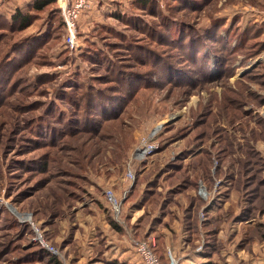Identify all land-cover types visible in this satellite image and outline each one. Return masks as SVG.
<instances>
[{
	"label": "rangeland",
	"instance_id": "rangeland-1",
	"mask_svg": "<svg viewBox=\"0 0 264 264\" xmlns=\"http://www.w3.org/2000/svg\"><path fill=\"white\" fill-rule=\"evenodd\" d=\"M35 1L0 0V264H17L34 247L28 219L53 244L40 222L73 215L102 191L98 178L125 173L141 137L159 148L134 160L132 184H147L167 161L162 172L180 177L175 192L194 186L207 203L234 188L243 214H257L245 209L264 206V0H89L76 49L58 4L15 27L13 15ZM119 76L133 82L130 91ZM90 90L104 95L91 106ZM96 106L111 110L102 116ZM156 158L158 167L146 169ZM207 212L196 210L202 225ZM140 239L156 249L154 238ZM205 247L199 231L196 251Z\"/></svg>",
	"mask_w": 264,
	"mask_h": 264
},
{
	"label": "crops",
	"instance_id": "crops-1",
	"mask_svg": "<svg viewBox=\"0 0 264 264\" xmlns=\"http://www.w3.org/2000/svg\"><path fill=\"white\" fill-rule=\"evenodd\" d=\"M158 132L154 129L152 135ZM194 158H185V164ZM147 161L145 168L148 170L150 166L158 167L157 161L161 162L157 158ZM165 165L167 161L158 167V171L148 174L147 170L140 175V178L144 174L152 176L147 184L139 183L140 179L134 184L129 183L125 173H112L103 182L100 177L98 185L102 191L88 193L90 197L73 215L40 222L50 241L62 250L68 264H143L132 239L147 236L155 239L159 254L167 259L166 252L171 250L180 264H218L219 260L224 264H264V207L256 215H246L248 221L244 222L243 204L238 202L236 189L227 187L224 189L226 195L215 196L211 202L204 203L194 186L175 192L180 177L171 170L162 172ZM190 175L192 178L193 174ZM105 187L113 189L122 200L123 225L118 224L109 211L103 193ZM203 208L208 209L204 225L196 214V210ZM249 208L253 211V204ZM226 222L231 237L229 253L223 245L226 240L223 239L222 224ZM243 223L248 226L246 235H243L245 228L240 229ZM258 227L260 232L256 230ZM199 231L206 239L203 253L196 251ZM207 245L212 246L211 252H207ZM36 264L50 263L47 257Z\"/></svg>",
	"mask_w": 264,
	"mask_h": 264
},
{
	"label": "built area",
	"instance_id": "built-area-1",
	"mask_svg": "<svg viewBox=\"0 0 264 264\" xmlns=\"http://www.w3.org/2000/svg\"><path fill=\"white\" fill-rule=\"evenodd\" d=\"M59 8L62 11L64 21L66 24L67 33V44L71 49H76L78 47L77 38V21L82 11L88 9L91 6L89 0H57ZM264 63V55L261 59ZM159 148L158 143L149 139L148 137H141L139 146L137 147L135 157L130 160L125 169V178L130 183L136 180V172L134 168V160L137 157H150ZM200 193L203 195L207 193V188L203 181L200 182ZM105 198L109 206V211L118 224H124L122 220L123 205L122 200L115 194L113 189H107L105 191ZM33 237L31 241L38 245L40 248L44 249L51 256L58 258L62 264H68L67 259L63 252L51 244L44 235L43 230L38 223L32 219L27 221ZM133 247L136 253L142 259L143 264H164L160 259L154 244L149 239H132ZM203 250V243L199 246L197 251ZM167 264H180L176 257L173 255L171 250L167 251Z\"/></svg>",
	"mask_w": 264,
	"mask_h": 264
},
{
	"label": "trees",
	"instance_id": "trees-1",
	"mask_svg": "<svg viewBox=\"0 0 264 264\" xmlns=\"http://www.w3.org/2000/svg\"><path fill=\"white\" fill-rule=\"evenodd\" d=\"M139 1L141 2V3H139V4H141V6H143V5H144V7L149 6L150 0H139ZM55 4H58L57 0H36L30 7L31 8L30 13L23 14L22 12L18 11V12H16V14L13 15V17H12L13 18V24H15V27L18 30H24V29L28 28L30 25H32V23L34 21V15H32L31 13L42 12L46 8H48L52 5H55ZM58 8H59V5H58ZM59 12H60V18L62 20L63 28H64V30H66V24H65L64 17H63V14H62V11L60 8H59ZM190 39H192V38H190ZM116 80L119 82L118 84L123 85V87H127L128 91H130L131 85L133 84V82L130 83L129 81H123V77H121V76L116 78ZM89 93H90V95H89V98L87 100H88V103L90 106L92 105V102H94L96 100H101L102 96H104V95H102L103 94L102 92L97 93L94 90H90ZM114 94H117V91H114L113 95ZM95 110H97V112L103 116V115H105V110L106 111L111 110V107L107 106V109L101 110L99 106H96ZM46 168H47V166L45 167V169ZM255 203L256 204L253 206H254V208H256V212H258L260 210L262 211L264 206L257 204V202H255ZM249 210H250V208L248 207L247 211L249 212ZM247 211H245V212H247ZM245 214L249 215V213H245ZM245 214H243V215H245ZM21 227H22L21 233L23 235V233H25V231L27 232L28 227L26 225H21ZM17 240L18 239L16 237V241ZM16 241L14 239L11 242V251H16L17 249L19 251L20 248H23L22 245L16 247L17 246L15 244ZM212 250H213L212 246L207 245V252H211ZM21 254L22 255H18L17 264H36L39 261H44L47 257H48V261L50 264H62V262L58 258L51 256L44 249L40 248L36 244L34 245L33 248L26 249V251H23ZM158 255H159L160 259L163 261V263L167 264L166 259L161 254L158 253ZM206 264H211V263H206Z\"/></svg>",
	"mask_w": 264,
	"mask_h": 264
}]
</instances>
